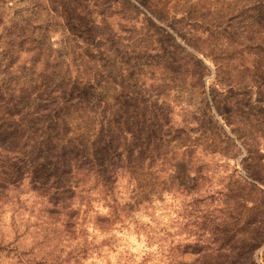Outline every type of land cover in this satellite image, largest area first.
Returning a JSON list of instances; mask_svg holds the SVG:
<instances>
[{
  "label": "rangeland",
  "instance_id": "1",
  "mask_svg": "<svg viewBox=\"0 0 264 264\" xmlns=\"http://www.w3.org/2000/svg\"><path fill=\"white\" fill-rule=\"evenodd\" d=\"M0 246L264 264V0H0Z\"/></svg>",
  "mask_w": 264,
  "mask_h": 264
},
{
  "label": "trees",
  "instance_id": "2",
  "mask_svg": "<svg viewBox=\"0 0 264 264\" xmlns=\"http://www.w3.org/2000/svg\"><path fill=\"white\" fill-rule=\"evenodd\" d=\"M7 131L5 132V135L4 136H9L10 132H8L9 129H11V127H7L6 128ZM88 159L87 161H77L72 165H70V168H69V173L68 175H71L74 179H75V184H74V187H78V185L80 184L81 182V179L79 178V173L80 171L82 170H85L86 171V174L84 175H89V176H92V174H96L99 172L98 170V164L97 162L95 161L94 159V153H93V149L91 146L88 147V151H86V156H85V159ZM62 168V166H61ZM61 174L65 175V173L62 171ZM99 175V174H98ZM50 177H57L56 174L52 175L50 174ZM53 195L55 194L54 192L52 193ZM3 247L0 246V252L2 251Z\"/></svg>",
  "mask_w": 264,
  "mask_h": 264
}]
</instances>
